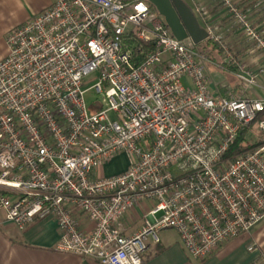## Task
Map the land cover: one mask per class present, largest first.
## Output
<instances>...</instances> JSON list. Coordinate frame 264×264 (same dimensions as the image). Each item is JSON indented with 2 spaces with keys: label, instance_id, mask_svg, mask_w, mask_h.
<instances>
[{
  "label": "built area",
  "instance_id": "built-area-1",
  "mask_svg": "<svg viewBox=\"0 0 264 264\" xmlns=\"http://www.w3.org/2000/svg\"><path fill=\"white\" fill-rule=\"evenodd\" d=\"M190 1L204 19L198 0ZM217 1L254 37L232 0ZM204 21L207 40L236 66V78L254 84L256 73ZM5 43L6 221L23 230L51 218L59 250L101 264H142L162 228L175 230L189 257L201 261L264 219V139L253 140L264 135V115L250 127L264 99L214 94L205 55L176 39L147 0H52L8 30ZM245 130L253 146L228 156ZM120 153L122 172L97 175ZM145 200L153 205L144 224L123 234L121 218ZM80 214L90 231L78 227Z\"/></svg>",
  "mask_w": 264,
  "mask_h": 264
},
{
  "label": "crops",
  "instance_id": "crops-1",
  "mask_svg": "<svg viewBox=\"0 0 264 264\" xmlns=\"http://www.w3.org/2000/svg\"><path fill=\"white\" fill-rule=\"evenodd\" d=\"M52 0H0V60L8 53L5 36L8 30L26 23L33 15L48 6ZM198 19L201 27L205 21L216 28L234 60L243 63L256 73L254 84L247 86L236 78V66L228 63L226 55L216 44L204 40L206 57L205 76L209 89L225 97H250L264 99V0H232L246 17L254 37H250L235 18L217 0H198L202 16L195 11L190 0H184ZM187 43L190 41L186 40ZM261 70V71H258ZM127 166L126 156L117 154L96 170L99 176L114 175ZM0 192L4 190L0 188ZM1 193V194H3ZM0 194V195H1ZM153 202L142 201L129 210L120 220L121 232L131 235L144 224L145 216ZM78 227L90 231L93 227L84 215L77 218ZM159 241H148L142 264H264V219L249 231L223 242L207 258L191 259L184 249L177 232L170 228L158 231ZM58 228L51 218L35 220L23 230L4 219L0 211V264H101L90 257L63 252L57 248ZM253 245L252 250L248 246Z\"/></svg>",
  "mask_w": 264,
  "mask_h": 264
},
{
  "label": "water",
  "instance_id": "water-1",
  "mask_svg": "<svg viewBox=\"0 0 264 264\" xmlns=\"http://www.w3.org/2000/svg\"><path fill=\"white\" fill-rule=\"evenodd\" d=\"M163 18L171 34L178 40L198 44L208 38L205 28L184 0H147Z\"/></svg>",
  "mask_w": 264,
  "mask_h": 264
},
{
  "label": "trees",
  "instance_id": "trees-1",
  "mask_svg": "<svg viewBox=\"0 0 264 264\" xmlns=\"http://www.w3.org/2000/svg\"><path fill=\"white\" fill-rule=\"evenodd\" d=\"M206 43H209V40H206L205 41ZM264 115V113H258L257 116H256V119L254 121H252L250 123V127L251 128H255L256 126V123L258 121V119ZM249 134V136H248ZM252 140V136L251 134L248 132V131H241L236 139V141L234 142V144H232L227 152V155H233L237 152H240V151H243V150H246V149H249L250 147L253 146V143L251 142ZM3 193V192H0V194Z\"/></svg>",
  "mask_w": 264,
  "mask_h": 264
},
{
  "label": "rangeland",
  "instance_id": "rangeland-1",
  "mask_svg": "<svg viewBox=\"0 0 264 264\" xmlns=\"http://www.w3.org/2000/svg\"><path fill=\"white\" fill-rule=\"evenodd\" d=\"M196 49H198V51H200L202 54H203V52H202V50H204L203 48H202V46L200 45V44H197L196 45ZM93 76V75H92ZM91 76V77H92ZM89 79V78H88ZM89 84H91V83H89ZM86 86H88V85H86ZM85 86V87H86ZM91 94H92V91H87L86 92V98H89L90 96H91ZM248 136H249V134H248ZM250 137V136H249ZM255 138H260V139H264V135H258V137H254L253 138V140H256Z\"/></svg>",
  "mask_w": 264,
  "mask_h": 264
}]
</instances>
